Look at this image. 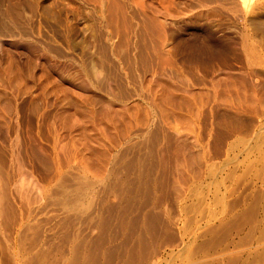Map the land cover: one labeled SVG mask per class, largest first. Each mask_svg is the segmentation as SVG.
<instances>
[{"label":"rangeland","instance_id":"rangeland-1","mask_svg":"<svg viewBox=\"0 0 264 264\" xmlns=\"http://www.w3.org/2000/svg\"><path fill=\"white\" fill-rule=\"evenodd\" d=\"M62 1L0 0V264H264V0Z\"/></svg>","mask_w":264,"mask_h":264},{"label":"bare ground","instance_id":"bare-ground-1","mask_svg":"<svg viewBox=\"0 0 264 264\" xmlns=\"http://www.w3.org/2000/svg\"><path fill=\"white\" fill-rule=\"evenodd\" d=\"M6 1L8 2V5H6L7 2L5 5L6 7L9 8L4 9V14L16 15L19 9L18 8L19 0H6ZM155 1L159 5H161V8L165 12H167L171 7L175 5V0H155ZM203 1L206 3L213 1L215 2L217 0H203ZM145 2H146L145 0H63L62 4L64 5V9H65L64 11L69 19H79L82 13L84 12L87 15V17L91 19L95 17V20H97L96 19L97 17L105 21L107 23L108 28L111 29L112 34H121V33L124 34L127 33V30L129 29H132L133 32L139 30L142 33L143 31H146L147 33H154L155 31L159 30L161 27L159 21L156 18L151 17V18H147L146 22L135 23L136 20L139 21L140 15H143V17H145L144 15H146ZM116 44H118L119 48L135 45V43L132 44L130 43V41L127 40L125 41L121 40L119 43ZM137 44L136 47L139 45ZM145 45L146 43L142 42L140 46L145 47Z\"/></svg>","mask_w":264,"mask_h":264}]
</instances>
